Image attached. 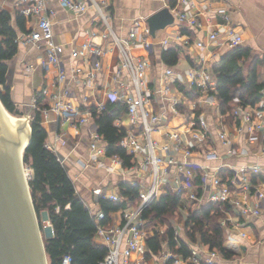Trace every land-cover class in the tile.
<instances>
[{
  "label": "built area",
  "instance_id": "obj_1",
  "mask_svg": "<svg viewBox=\"0 0 264 264\" xmlns=\"http://www.w3.org/2000/svg\"><path fill=\"white\" fill-rule=\"evenodd\" d=\"M5 1L0 0V9H6ZM179 1L184 4L189 2ZM59 2L75 14H83L89 7H94L96 15L93 20L99 19L105 24V29L99 34L101 40H96L94 34L89 40L72 48L74 58H84L89 63L86 70L80 66L74 67L73 77L82 74L81 82L86 88L95 86L98 72L102 68V57L107 52L104 41L111 38L120 51L115 78L120 80L127 73L131 79L129 83L121 81L123 88L107 92L108 101H121L128 106L126 114L130 117L131 125H120L127 130L120 145L133 155V164L129 167L124 165L119 156L107 155L104 137L95 123H91V105L95 104L100 112L108 101H91L92 95L88 94L82 96V103L79 104L66 97L69 95L66 90L64 96L60 93L52 94L48 107L42 108L43 114L52 112L64 121L77 125L89 124L90 147L96 162L104 165L107 160L102 158H109L111 165L122 168L129 177L127 181L139 186L137 203L120 210L122 221L119 224L106 223L105 212L96 211L89 205L96 218V238L108 248L100 264H150L143 211L151 201L167 191L180 195L194 209H200L208 203L228 205L230 210L226 211L221 221L224 245L232 252L237 250L238 245L232 232L244 226L241 220L232 222V212L243 218L249 214L260 215L264 209V164L261 161L264 158V85L256 103L246 104L236 99L231 117L221 110L220 101L214 94L216 75L213 66H204L206 61H203L204 65L191 67L185 77L177 76L175 69L169 67L161 77L159 88L155 84L150 86L143 77L150 67V61L133 52L140 31L144 47L149 49L151 46L147 41L150 28L143 19L134 21L127 37H120L111 27L109 14L104 9V0ZM14 8L30 24L27 31L18 35V42L23 40L43 49L46 57L40 64L45 68L54 66L58 73L57 81L62 83L67 75L60 55L62 46L54 42L53 20L57 14L56 9L50 0H14ZM173 12L181 23L198 25L197 18L190 16L187 11L175 8ZM223 17L229 23L224 45L232 49L243 43V37L230 25L229 13L224 11ZM182 36L179 35V38ZM217 37L219 32L213 31L208 40L212 42ZM190 40L191 37L185 38V43ZM197 44L199 47L206 45L204 41H198ZM27 68L31 69V66ZM157 92L158 100L154 99ZM47 94L48 90L45 89L43 96ZM38 101V98L34 100L36 108ZM218 145L225 148L223 153L217 151ZM244 147L249 148L250 152L244 153ZM242 154L253 158L242 163L226 161ZM252 195L255 196L253 206L250 203ZM101 197L121 201L120 193L102 191L99 199ZM187 208L181 210L187 211ZM175 229L176 235L183 237L182 226L176 225ZM239 236L246 238L247 234L241 230ZM191 247L192 253L185 259L172 253L166 244L158 256H161L164 264L168 259H174V264H219V259L224 257L218 250H212L200 241ZM61 264H72V256L64 255Z\"/></svg>",
  "mask_w": 264,
  "mask_h": 264
},
{
  "label": "crops",
  "instance_id": "obj_2",
  "mask_svg": "<svg viewBox=\"0 0 264 264\" xmlns=\"http://www.w3.org/2000/svg\"><path fill=\"white\" fill-rule=\"evenodd\" d=\"M104 1L106 2L104 9L109 14L111 27L120 37H127L134 21L138 19H143L149 25V18L156 15L158 24L163 25L153 32L149 25L150 35L147 36V41L151 43L149 49L143 45L141 31L133 47L136 55L150 61L149 69L143 74L150 86L155 84L159 88L161 77L169 67L174 68L176 75L182 77H185V73L191 67L202 65L203 61H206L205 65L203 64L205 67L210 65L212 68L216 59L227 50L224 42L229 23L224 20V11L230 15V25L242 34L243 45L264 55V0H189L186 4L179 0ZM50 4L57 11L53 20L54 42L62 46L60 55L67 77L59 83L57 69L54 66L45 68L40 64L46 57L44 50L23 40L19 41L17 53L6 61L7 84L11 89L13 101L19 106L38 98L42 100L44 107H48L52 94L60 93L64 96L67 90L69 95L66 97L79 104L82 103V96L88 94L92 95L91 101L96 99L107 102L108 91L123 88L120 85L122 80L126 83L131 80L127 73H124L120 80L115 78V70L120 60L118 46L112 42L111 38L104 41L107 52L102 57V68L98 72L95 86L86 88L81 82L82 74L74 78L73 69L80 66L86 70L89 63L84 58H74L71 50L92 38L94 34L96 40H101L99 34L105 29V24L99 19L93 20L96 15L94 7H89L83 14H75L62 7L59 0H50ZM4 6L10 13L16 11L14 0L5 1ZM175 8L195 16L198 25L181 23L173 12ZM26 25L27 28L30 26L27 22ZM213 31H218L219 37L210 42L208 36ZM22 33L23 31L18 30V35ZM179 35H183L181 39ZM187 37H191L189 43H185ZM165 40L168 42L165 43ZM198 41H204L206 45L199 47ZM168 49H176L178 52V61L174 65H168L162 58L163 52ZM28 66H31V69L27 68ZM260 73V80L264 82V66L260 68ZM45 89L48 90V94L43 96ZM155 96L157 97L154 99L159 97L158 92ZM42 123L48 131L47 145L62 157L63 163L76 184L77 191L94 210H101L98 203L100 193L102 191L119 193V184L127 181L129 177L121 170L122 168L111 165V160L107 157L102 158L107 160L104 165L96 162L90 147L89 124L77 125L74 122L64 121L52 112L42 113ZM91 123L94 124L92 118ZM115 124L129 127L130 117L125 113L115 121ZM216 149L220 153L225 151L222 145L216 146ZM244 149V153L250 150L247 147ZM252 158L242 154L226 161L242 163ZM261 161L264 164V158ZM254 202L255 196L252 195L250 197L252 206ZM232 213V222L241 220V225L244 227L232 232L238 245L237 250L233 251L234 256L221 257L219 264H264V209L260 215L249 214L243 218ZM111 216V223L119 224L122 221L120 211L112 213ZM230 225L232 227V223ZM241 230L247 234L246 238L239 236ZM158 255L150 258V264H164L161 256Z\"/></svg>",
  "mask_w": 264,
  "mask_h": 264
},
{
  "label": "trees",
  "instance_id": "obj_3",
  "mask_svg": "<svg viewBox=\"0 0 264 264\" xmlns=\"http://www.w3.org/2000/svg\"><path fill=\"white\" fill-rule=\"evenodd\" d=\"M26 22L19 11L10 13L0 9V99L10 113L20 116L22 113L17 109L7 84L6 61L17 53L18 30L27 31ZM162 58L168 65H174L178 61V52L176 49L165 50ZM262 66L264 55L243 43L227 49L216 59L213 65L217 82L214 94L220 101L222 112L229 113L231 117L236 99L246 104L260 99L264 85L260 80ZM42 108L44 105L39 100L30 120L31 141L24 151L23 160L32 170L28 182L49 264H61L66 254L72 256V264H100L108 248L96 238V218L87 200L77 191L60 155L47 145L48 131L42 123ZM91 109L94 123L107 144V155L119 156L125 166H131L133 155L120 145L127 130L115 124L127 112L128 106L121 101H108L100 112L95 104L91 105ZM119 193L121 201L103 197L98 201L100 209L105 212L106 223L111 222L112 213L137 203L139 186L123 181L119 184ZM190 205L180 195L170 191L147 205L143 220L148 232V258L160 254L166 244L172 253L185 259L192 253L191 245L199 241L212 250H218L224 258L234 256L224 245L225 235L221 225L230 207L208 203L200 209H193ZM183 208H187V215L179 218L184 232V236L180 237L176 235L172 219ZM44 221H48L50 229ZM166 264H174V259H168Z\"/></svg>",
  "mask_w": 264,
  "mask_h": 264
},
{
  "label": "water",
  "instance_id": "obj_4",
  "mask_svg": "<svg viewBox=\"0 0 264 264\" xmlns=\"http://www.w3.org/2000/svg\"><path fill=\"white\" fill-rule=\"evenodd\" d=\"M148 23L151 32L163 26L158 24L156 15ZM31 134L32 127L26 147ZM21 142L23 139L0 106V264H49L29 183L30 200L21 171Z\"/></svg>",
  "mask_w": 264,
  "mask_h": 264
},
{
  "label": "bare ground",
  "instance_id": "obj_5",
  "mask_svg": "<svg viewBox=\"0 0 264 264\" xmlns=\"http://www.w3.org/2000/svg\"><path fill=\"white\" fill-rule=\"evenodd\" d=\"M0 106L2 107V109L4 110V112L6 113V115L8 116V118L10 119V121L12 122L13 126L15 127V129L17 130V132L19 133V135L21 136V138L23 139L24 142L18 143V151H19V158H20V163H21V171H22V175L24 178V182H25V186L27 188L28 186V169L25 167L24 165V160H23V155H24V151L28 142V138L30 135V131H31V126L29 125L28 121L26 118H18L16 116H14L13 114H11L1 103L0 101ZM27 193H28V197L30 200V196H29V191L27 188Z\"/></svg>",
  "mask_w": 264,
  "mask_h": 264
},
{
  "label": "rangeland",
  "instance_id": "obj_6",
  "mask_svg": "<svg viewBox=\"0 0 264 264\" xmlns=\"http://www.w3.org/2000/svg\"><path fill=\"white\" fill-rule=\"evenodd\" d=\"M34 105H35L34 100H32L31 102H28V103L21 104L19 106L17 105V109L22 113V115L21 116L20 115H15V114H13V115L16 116V117H18V118H23V117L26 118L27 121H28V123H29V125H31L30 120L32 119L33 114H34L33 112L36 109V107H34ZM24 165L28 169V171H27L28 172V177L31 176L32 170L25 163H24ZM191 207H192V205H191ZM186 215H187V211H182L181 209H179L178 212L176 213V215L172 219V221L175 224V226L176 225H178V226L181 225L180 224L181 222H180V219L179 218L181 216H186ZM44 223L46 225H49L48 221H44ZM163 229H165V228H163ZM181 232H183V231H181Z\"/></svg>",
  "mask_w": 264,
  "mask_h": 264
}]
</instances>
